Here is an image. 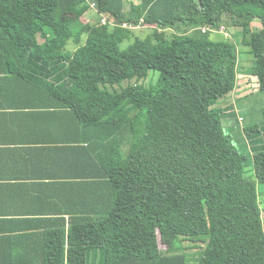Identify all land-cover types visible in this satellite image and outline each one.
Wrapping results in <instances>:
<instances>
[{
	"label": "trees",
	"instance_id": "obj_1",
	"mask_svg": "<svg viewBox=\"0 0 264 264\" xmlns=\"http://www.w3.org/2000/svg\"><path fill=\"white\" fill-rule=\"evenodd\" d=\"M87 1L0 0L2 47L30 46L44 62L68 66L69 91L33 84V92L48 98L43 106L59 122L78 128L72 152L92 166V194H81V209L47 216L32 232L2 234L0 264H89L98 250L103 264H190L172 253L181 238L205 243L198 264H264V148H254L251 178L220 106L241 85L244 53L221 35L226 17L242 27L256 95L264 93V0H92L112 19L79 32ZM143 25L154 37L122 48L131 27ZM178 26L184 32L167 35ZM151 71L159 72L156 83ZM262 118L244 135L264 133V106Z\"/></svg>",
	"mask_w": 264,
	"mask_h": 264
},
{
	"label": "crops",
	"instance_id": "obj_2",
	"mask_svg": "<svg viewBox=\"0 0 264 264\" xmlns=\"http://www.w3.org/2000/svg\"><path fill=\"white\" fill-rule=\"evenodd\" d=\"M13 53L24 77L10 66ZM33 84L67 92L73 79L65 63H46L30 46L2 47L0 14V236L32 232L47 216L80 210L81 194H92V166L72 152L78 128L63 125L44 108L49 100L34 94ZM241 107L236 106L239 114ZM234 121L236 115L230 124ZM254 146L264 148V133ZM94 253L90 263L102 264L103 252Z\"/></svg>",
	"mask_w": 264,
	"mask_h": 264
},
{
	"label": "rangeland",
	"instance_id": "obj_3",
	"mask_svg": "<svg viewBox=\"0 0 264 264\" xmlns=\"http://www.w3.org/2000/svg\"><path fill=\"white\" fill-rule=\"evenodd\" d=\"M89 4V9L87 13L82 17L81 23H77V26L74 28H78L77 31L81 32V27L87 24H98L99 22L102 23L103 18L107 19L106 22H109L112 18H110L107 15H101L98 13V9L96 7H93L92 0L87 1ZM129 8L126 7V11L128 12ZM68 15V14H66ZM67 18V17H66ZM113 21V20H112ZM225 23L223 24L224 29L222 28L221 31L223 32V35L225 40H228L230 42L235 43V41L239 42L240 44V50L244 53L240 55V61L238 63L239 68V74L241 78V85L238 86L236 89L237 91L233 92L230 96H226L224 99L221 100L220 105L224 109L223 114V121L225 123V128L227 133H230L233 135L236 143L239 145L242 151H244L248 155V162L246 165V171L248 175L253 178L255 172L253 171V163H252V153L253 150L255 152L256 148L254 146L255 141L259 139V137H262V134H255L252 136H245L243 132V128L247 126H251L257 122H262V106H264V93L262 92L260 94L261 97L257 99L256 93H259V85L257 81H255L253 73L251 71L253 70V57L249 53V47L244 46L243 43V37L241 35L242 27L235 25L234 20L230 17L225 18ZM68 22V21H67ZM69 24V23H68ZM125 25V24H124ZM123 25V26H124ZM127 26H130L127 24ZM114 27V26H112ZM230 28V30L228 29ZM72 27V29H74ZM130 28V27H129ZM134 28V30L131 31V35L129 39L125 40L121 47L126 49L129 45H132L135 43L137 39H152L151 37H154V34L156 32V29L153 27H147V26H135L131 27ZM252 28L255 31H259L262 29V24L260 22H254L252 24ZM220 31V32H221ZM184 32V29L182 27H176L172 28L171 30L167 31V35H171L172 33H182ZM192 32V30H190ZM187 32V33H190ZM221 35H215L213 38L222 39L223 36ZM237 35V36H236ZM86 36H84V39L81 38L79 42H76V40H70L67 46L68 51H75L78 46H81L83 43H85ZM237 37V38H235ZM150 76L154 77V81L152 83H156L159 77V72L151 71ZM151 81L149 78L142 80L140 83L143 84H149ZM130 83L134 84L135 80L132 82L126 81L121 86H115L114 88H110L111 91H121V88L127 87ZM254 101H256L254 103ZM245 106V109L239 114L237 113L236 106ZM234 115H236V121L233 122V124H230L231 120H234ZM240 118H239V117ZM264 128V125H263ZM253 149V150H252ZM259 190V203L263 211L264 215V185L259 184L258 185ZM160 238V244L161 249L163 251L169 249L170 243L167 241H163V238L159 235ZM169 241V240H168ZM165 242V243H164ZM167 242V243H166ZM164 243V244H163ZM172 253L178 254L182 253L187 255L190 258V264H198V261L202 257V254L205 249V243L196 241L194 239L189 238H181L177 244V246L174 248L172 247ZM99 251V250H98ZM97 252V251H95ZM102 252V251H100ZM92 256L95 255L94 252L91 254ZM102 256L104 257V254L102 253ZM101 257V258H103ZM104 262V259H103ZM102 262V264H103ZM92 264V263H90Z\"/></svg>",
	"mask_w": 264,
	"mask_h": 264
},
{
	"label": "built area",
	"instance_id": "obj_4",
	"mask_svg": "<svg viewBox=\"0 0 264 264\" xmlns=\"http://www.w3.org/2000/svg\"><path fill=\"white\" fill-rule=\"evenodd\" d=\"M93 7H96V3L93 2ZM97 8V7H96ZM107 19L102 20V24H107L108 22H106ZM125 27L127 26V24L124 25Z\"/></svg>",
	"mask_w": 264,
	"mask_h": 264
}]
</instances>
